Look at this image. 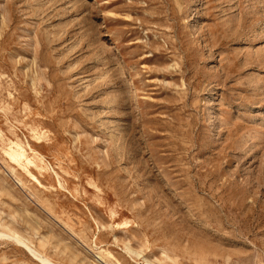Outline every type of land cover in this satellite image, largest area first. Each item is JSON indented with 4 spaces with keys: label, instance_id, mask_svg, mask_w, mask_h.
<instances>
[{
    "label": "rangeland",
    "instance_id": "1",
    "mask_svg": "<svg viewBox=\"0 0 264 264\" xmlns=\"http://www.w3.org/2000/svg\"><path fill=\"white\" fill-rule=\"evenodd\" d=\"M53 264H264V0H0V233ZM0 264H44L0 237Z\"/></svg>",
    "mask_w": 264,
    "mask_h": 264
},
{
    "label": "bare ground",
    "instance_id": "2",
    "mask_svg": "<svg viewBox=\"0 0 264 264\" xmlns=\"http://www.w3.org/2000/svg\"><path fill=\"white\" fill-rule=\"evenodd\" d=\"M7 237L13 241H15L16 243L26 247L30 253H32L38 260H40L42 263L44 264H53L45 255H43L42 253H40L39 251H37L35 248H33L32 246H30L26 241H24L23 239L17 237V236H13V235H9L6 234L4 232L0 233V237Z\"/></svg>",
    "mask_w": 264,
    "mask_h": 264
}]
</instances>
